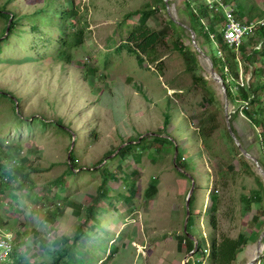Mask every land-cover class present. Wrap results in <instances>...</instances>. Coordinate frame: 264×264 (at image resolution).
<instances>
[{
  "label": "rangeland",
  "instance_id": "1",
  "mask_svg": "<svg viewBox=\"0 0 264 264\" xmlns=\"http://www.w3.org/2000/svg\"><path fill=\"white\" fill-rule=\"evenodd\" d=\"M253 1L264 8V0ZM155 2L0 0V89L12 93L15 106L27 118L23 122L16 120L10 103L0 100L2 132L8 138L22 139L21 154L28 155L34 166L49 167L32 174L34 187L28 193L23 190L18 196L14 191L12 195L8 192L0 199V228L14 236L17 231L21 233L15 237V242L22 241L21 254L34 252L33 259L43 260L36 238L28 232L30 228L49 240L61 234L70 236L85 218L87 208L92 216L90 225L84 226V234L75 247H68L71 254L64 257L66 263L154 264L153 258L161 255L160 248L164 246L151 252L153 242L176 231L196 237L202 248H208L212 233L235 237L240 231L255 230L250 219L258 203L248 207L240 197L257 188L255 175L260 176L263 184L264 177L249 158L246 162L237 153L226 136L220 84L210 78L206 60L197 55L201 74L207 80L202 87L194 85L190 73L185 71L182 56L172 47V35L166 37L160 49L161 67L145 57L139 62L125 49L116 50L138 23V15H126L129 11L145 4L159 6L156 17L148 19V24L160 28L167 12ZM169 2L171 13L188 25L183 0ZM71 4L79 13L74 20L68 19L62 29L60 12ZM10 21L13 25L9 31ZM80 29L84 40L76 45L74 34ZM174 35H179L184 45L192 46L187 30L177 27ZM63 36L66 47L61 46ZM210 92L218 107L209 102ZM203 96L208 103L202 100ZM233 109L229 104L228 113ZM210 112H216L219 128L208 139L212 147L204 149L196 132L200 115ZM57 118L61 119L60 125L54 122ZM230 124L244 148L256 157L262 155L258 138L255 139L256 130L241 112ZM157 136L170 139L172 144ZM153 137L157 139L153 141ZM69 150L80 169L68 172L64 186L58 187L62 192L55 191L56 198L66 196L71 203L51 225L43 218L45 205L41 196L45 194L44 188L51 190L54 178L67 170ZM175 150L185 159L183 171L195 183L189 232L184 230V223L191 180L176 170ZM230 162L236 168L234 171L226 169ZM109 174L114 177L109 178ZM104 176L109 179L98 190ZM151 177H157L158 183L155 195L149 196L144 190ZM211 187L220 199L215 232L207 212ZM125 195L132 197L126 199ZM73 202L87 206L81 215L72 213ZM127 233L132 237L126 244ZM169 247L173 253L170 258L186 256L178 252L176 242ZM255 252V242H249L232 264H245ZM191 259L206 264L201 253H195Z\"/></svg>",
  "mask_w": 264,
  "mask_h": 264
},
{
  "label": "trees",
  "instance_id": "2",
  "mask_svg": "<svg viewBox=\"0 0 264 264\" xmlns=\"http://www.w3.org/2000/svg\"><path fill=\"white\" fill-rule=\"evenodd\" d=\"M224 1L232 3L235 17L238 20L248 22L264 19V8L258 6L253 0V2H251V0ZM155 3H159L161 8H163L166 13L165 3L163 0H156ZM159 10L160 7L155 4L154 6H148L145 4L140 9L129 11L126 15H138V23L133 25L125 40L119 43L116 50L120 52L122 49H125L127 53L135 55L139 62H142L145 57L149 63H155L157 66L161 67L163 64L160 49L164 45L166 37L172 35V47L182 56L185 71L190 73L194 85L204 87L207 80L201 74L202 66L197 59L198 53L192 46H187L181 43L179 35H174L177 27L182 30H185V28L173 22L167 13L160 28L149 26L148 19L153 16L156 17ZM183 10L188 17V25L195 33L198 45L207 55L211 57L215 71L222 77L225 83L228 102L234 106L233 112L230 114V122L237 116L238 113L241 112L255 128V139L256 137L258 138L262 153V155H259L257 159L259 161L261 157L263 158L261 159L263 161H259V163L264 169V24L259 25L254 34L245 36L238 48L234 49L224 42L223 28L225 25V17L221 10H210L204 0H183ZM0 12L2 11L0 10ZM78 13V9L73 7L72 4L68 8H64L60 12L61 28L64 29L66 27L67 20H74ZM12 25L13 22L10 21L9 31L11 30ZM32 30L36 29L32 28ZM66 34L67 31L64 32V36H66ZM83 34L84 32L82 29L75 32L74 40L76 45L83 42ZM64 36L60 42L61 46L66 47L67 40ZM218 51L221 52V55H218ZM63 53L65 52H62V54ZM65 58L69 59V55H65ZM247 75H249L253 80L250 81V78H247ZM240 76L245 81L242 86L237 84ZM0 90V100L10 103L11 111L15 119H19L21 122L27 121V118L21 114L19 107L16 109L12 93L3 89ZM208 96L210 98L209 102L218 107L219 104L214 99L213 92H210ZM202 100L208 103V100H205L204 96L202 97ZM215 113L216 112L201 114L199 118V126L196 133L205 145L204 149H210L212 147L208 143V139H210L213 132L219 128V123ZM54 122L60 125L61 119L57 118ZM3 126V123H0V199L2 196H6L5 194L8 192H10V195H12L11 193L13 191L17 195L23 190H26L28 193L34 187L32 174L49 170V167L37 168L34 166L28 155H22V139L19 137L8 138L7 135L2 132ZM231 129L236 134L232 125ZM225 133L226 136L230 138L237 153L246 159V157L240 152L239 148L235 145L228 129L225 130ZM157 137L165 138L159 136ZM156 139V137L152 138L153 141ZM165 139L171 143L170 139ZM125 147L127 148L128 146ZM246 150L249 151L247 148ZM245 161L248 162L247 159ZM184 162L185 159L182 154L177 152L175 163L183 170L185 169ZM99 163L100 161H98L95 165H98ZM72 169L78 170L80 169V166H77V164L72 161V157L70 155V164L67 167V170L63 171L54 178L52 181V183H54L53 188H51V190L50 187L44 188L45 194L41 196V199L44 201L43 204L45 205L43 218L46 223L51 225L55 224L57 219L63 215L65 207L71 203L66 196L60 195V198H56L55 191L62 190V188L58 189V187L60 184L61 187L64 186L65 176L68 172H73ZM226 169L234 171L236 168L230 162V164L226 165ZM180 173L183 174L182 172ZM112 175L113 174H109V178L114 177ZM108 179L107 176H104L102 184L99 185L98 190L101 189L103 184L107 183ZM254 179L257 182V188L250 191L247 195H241L240 201H243L248 207L253 202L258 203L257 211L250 219V224L255 227V230L250 233L240 231L235 237H230L224 234H221L218 237L216 233H212L208 248H202L199 242H197V250L194 254L197 252L201 253L204 257L203 260H206V264H232L233 261L236 260L237 254L241 252L249 242H256L260 231L264 227V220H261V218L264 217V184L259 175H255ZM157 183V177H151L148 186L144 190L145 195H155L157 192ZM17 195L13 194V197H17ZM129 197L132 196L129 195L128 199ZM208 197L210 199V204L207 206L209 224L215 232L217 229V211L220 199L219 195L215 192L214 187H211ZM191 202L192 195L189 201V209ZM86 207L87 206H84L81 202H73L72 213L79 216L83 213ZM84 216L85 218L83 221L77 224L76 230L70 236L61 234L55 236L52 240H49L47 236L41 234L40 231L30 228L28 232H30L34 239L36 238L37 241L35 244L38 249L42 251L43 258L41 259L43 260H39L40 258L33 259L35 258L33 256L36 255L34 252H24L21 254L19 250L22 246V241H20V243L14 241L12 261L9 264H69L64 260L65 256H69L71 254L68 247L72 246V248H74L76 243L84 234V226L90 225L89 222L91 221L92 216L88 208L86 209ZM190 220L191 211L186 223V232H189L188 228L190 227ZM17 233L18 231L15 233V237H20L21 233ZM183 242L186 244L185 253H188L193 249L194 242L185 232L182 233V235L180 234V238L178 240V243L180 244ZM26 253L28 254V258L26 257ZM262 258H264V250L262 251L261 258H259V264H264L262 262ZM202 263L203 261L199 260L194 262V264ZM100 264H104V262L102 261ZM187 264H191L190 259L187 261Z\"/></svg>",
  "mask_w": 264,
  "mask_h": 264
},
{
  "label": "water",
  "instance_id": "3",
  "mask_svg": "<svg viewBox=\"0 0 264 264\" xmlns=\"http://www.w3.org/2000/svg\"><path fill=\"white\" fill-rule=\"evenodd\" d=\"M165 3V9L167 14L169 15V17L172 19L173 22H175L176 24H178L179 26H182L183 28H185V30H187L189 32L190 35V41L191 44L194 48V50L200 55L202 56L207 64H208V71H209V76L210 78L219 83L220 84V88H221V94L223 97V101H224V105H223V111H224V115H225V120H226V126L227 129L229 131V134L231 136V138L233 139L235 145L239 148L240 152L247 158H249L254 166L256 167L257 171L264 177V169L262 168V166L260 165L258 159L256 156H254L253 154H251L248 150H246V148H244L240 142V140L238 139V137L236 136V134L233 132V130L231 129V124H230V114L228 113V106H229V102H228V98L226 95V87H225V83L222 79V77L215 71L214 66H213V61L211 59V57L209 55H207L198 45L196 39H195V33L193 31V29L185 24L184 22L178 20L176 18V16L174 14L171 13L170 9H171V5L169 0H163ZM14 101L16 102V99H14ZM16 109H17V105H16ZM74 143V134H72V144L71 147L73 146ZM176 155H177V150H175L174 153V157H173V163L175 165L176 170L181 171L182 173L184 172L183 169L181 167H179L176 163H175V159H176ZM67 160L70 162V150L68 152V157ZM77 170V169H74ZM184 174L189 177V179L191 180V187L186 195V203H185V223H184V230L186 231V223L188 221V217L190 214V209H189V201H190V197L193 193V189L195 187V183L193 180V177L190 174H186L184 172ZM263 237H264V227L263 229L260 231L256 242H255V255L252 259L248 260L245 264H258L259 263V258L262 255V247H263ZM190 238L193 240L194 244H193V249L190 250L185 257V264L188 261V257L192 256L194 254V252L197 250V239L196 237L190 235Z\"/></svg>",
  "mask_w": 264,
  "mask_h": 264
},
{
  "label": "built area",
  "instance_id": "4",
  "mask_svg": "<svg viewBox=\"0 0 264 264\" xmlns=\"http://www.w3.org/2000/svg\"><path fill=\"white\" fill-rule=\"evenodd\" d=\"M204 2L210 10L222 11L225 17V25L223 28L224 42L234 49L238 48L245 36L254 34L256 28L259 25L264 24V19L248 22L236 19L234 7L224 0H204ZM218 55H221L220 51H218ZM237 84L239 86L244 84L241 76L239 77ZM14 241V235L3 231L0 228V264H9L12 261Z\"/></svg>",
  "mask_w": 264,
  "mask_h": 264
},
{
  "label": "crops",
  "instance_id": "5",
  "mask_svg": "<svg viewBox=\"0 0 264 264\" xmlns=\"http://www.w3.org/2000/svg\"><path fill=\"white\" fill-rule=\"evenodd\" d=\"M126 199L128 198V195H125L124 196ZM124 204V203H123ZM129 205V204H128ZM129 208H130V205H129ZM129 210V209H128ZM125 214H127L126 212H125ZM131 214V213H130ZM129 214V215H130ZM129 215H126V217L127 216H129ZM125 217V218H126ZM122 225H124L125 223L123 222V223H121ZM121 224H120V226H119V229H121ZM172 231H169L168 232V234H172L171 233ZM128 234V236L126 237L125 236V241H127L126 242V244L130 241V238L132 237L131 236V234H129V233H127ZM176 237H178V238H180V233L178 232V231H176V233L175 234H172V235H170L169 237H164L163 239H162V241H160V240H155L153 243H155L156 244V247H155V244H153V250H151V252H154L155 250L154 249H156V251H157V249L161 246V245H163L164 246V248L163 249H161L160 248V250H161V255H157V256H155L154 258H153V261H154V264H165L164 262L165 261H167V262H169V263H167V264H185L184 263V259H185V255L187 254V253H185V251H186V244L183 242L182 244H180V243H178V241H176ZM175 239V241H173ZM173 242H176V249L178 250V252L180 253H182V254H184L183 256H185L184 258L183 257H180V258H174V256H172V258H170V256L173 254L172 253V250L171 249H169L170 247V245L173 243ZM125 245H123V247H124ZM152 248V247H151ZM150 249V248H149ZM147 255V254H146ZM149 256V255H148ZM154 256V255H153ZM193 256V255H192ZM192 256H190V257H188V260L190 259V261H191V263H193L194 264V260H192L191 259V257ZM149 258H151L150 256H149Z\"/></svg>",
  "mask_w": 264,
  "mask_h": 264
}]
</instances>
